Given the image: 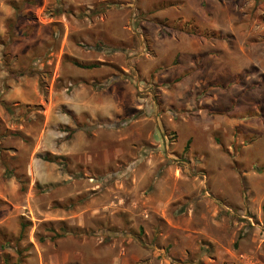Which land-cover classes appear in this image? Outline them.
I'll list each match as a JSON object with an SVG mask.
<instances>
[{"label":"rangeland","instance_id":"rangeland-1","mask_svg":"<svg viewBox=\"0 0 264 264\" xmlns=\"http://www.w3.org/2000/svg\"><path fill=\"white\" fill-rule=\"evenodd\" d=\"M200 1L0 0V264H264V0Z\"/></svg>","mask_w":264,"mask_h":264},{"label":"crops","instance_id":"crops-1","mask_svg":"<svg viewBox=\"0 0 264 264\" xmlns=\"http://www.w3.org/2000/svg\"><path fill=\"white\" fill-rule=\"evenodd\" d=\"M184 2L185 0H140V2H138V8L149 11L150 15H152V20L167 24L170 23L168 22L169 20L183 19L182 17H179L182 15L177 12L181 9V7L185 6L183 4ZM205 3L206 2L204 0L200 1V8L202 10L206 8V5H204ZM190 16H188V18H184L191 21L193 19H190ZM89 109L94 111L93 108Z\"/></svg>","mask_w":264,"mask_h":264},{"label":"trees","instance_id":"trees-1","mask_svg":"<svg viewBox=\"0 0 264 264\" xmlns=\"http://www.w3.org/2000/svg\"><path fill=\"white\" fill-rule=\"evenodd\" d=\"M259 1V0H258ZM164 22H162V24H163ZM165 24V23H164ZM173 26H175V27H179V26H177V24H174ZM187 27V26H186ZM178 30H186V31H189V30H187L185 27H183V26H180L179 28H178ZM190 33L191 34H196V35H200V36H204V37H212V34H210V32L208 33V34H206V33H202V32H200L199 30H191L190 31ZM72 62H73V64H75V65H77V66H79V67H81V68H93V67H97V66H99L100 65V62H90V63H80V62H78V61H76V60H72Z\"/></svg>","mask_w":264,"mask_h":264}]
</instances>
